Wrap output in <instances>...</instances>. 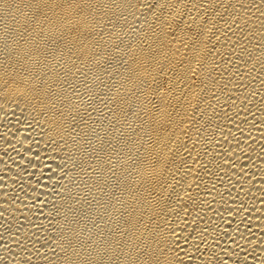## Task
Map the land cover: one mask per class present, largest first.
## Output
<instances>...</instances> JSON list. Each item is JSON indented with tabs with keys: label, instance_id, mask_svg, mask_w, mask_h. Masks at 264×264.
Listing matches in <instances>:
<instances>
[{
	"label": "bare ground",
	"instance_id": "obj_1",
	"mask_svg": "<svg viewBox=\"0 0 264 264\" xmlns=\"http://www.w3.org/2000/svg\"><path fill=\"white\" fill-rule=\"evenodd\" d=\"M0 264H264V0H0Z\"/></svg>",
	"mask_w": 264,
	"mask_h": 264
}]
</instances>
